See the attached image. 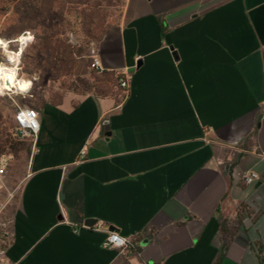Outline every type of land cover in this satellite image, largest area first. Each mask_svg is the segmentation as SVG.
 Instances as JSON below:
<instances>
[{"label": "crops", "instance_id": "0c3cea01", "mask_svg": "<svg viewBox=\"0 0 264 264\" xmlns=\"http://www.w3.org/2000/svg\"><path fill=\"white\" fill-rule=\"evenodd\" d=\"M123 1L91 57L128 87L36 107L0 181L2 261L264 264V0ZM112 229L135 251L103 248Z\"/></svg>", "mask_w": 264, "mask_h": 264}, {"label": "rangeland", "instance_id": "374dc122", "mask_svg": "<svg viewBox=\"0 0 264 264\" xmlns=\"http://www.w3.org/2000/svg\"><path fill=\"white\" fill-rule=\"evenodd\" d=\"M61 0H0V32L9 22V19L13 17L14 12L18 13H29L34 15L35 13L48 12V10L56 5ZM94 2L91 1L85 6H81L78 9V12H69L65 10L61 16L57 13H53L47 16V19L43 24H58V30L61 33V39L65 44L71 46L83 47L86 51L87 56L85 58V64L90 69V61L96 44L102 37V34L107 26H110L107 22H104L103 32L99 39H91L86 36L85 33V16L91 14L95 9ZM102 15L106 17H111L115 15L114 8L108 6L106 3H102L101 7ZM84 11V12H83ZM106 18V21L108 20ZM93 28L92 32L95 31V27L99 25V18L94 16L92 19ZM36 45V41L32 40L24 48L23 53L16 57L17 60V76L19 78L25 79V81L31 82V88L26 92H19L15 88L11 91L6 90L5 94L0 96V140H3L7 137H12L14 140H18L15 137L16 125L14 122V115L19 109H35L42 102L57 99L65 93V91H74L69 90L68 87L71 85L77 78L84 79L86 81H91L93 70L90 69V72L87 74V77L84 76L85 66H81V71L74 73L72 77H62L58 79H53L51 74L47 73L42 75L40 71L34 72L31 75L22 71V60L27 63L28 59H34L35 50L33 47ZM15 45H8V49L11 53H16L12 49ZM20 45L18 44V50ZM0 56L2 57V63L5 66L13 67V64L9 61L8 57L4 54L3 50L0 49ZM80 60V59H79ZM7 62V64H6ZM78 60L76 61V63ZM76 65V64H75ZM96 78L101 77V73L94 74ZM117 88L115 91L117 92ZM25 143H30L29 141H22ZM10 154L12 159L7 171L8 178L12 181L18 180V178L26 171L30 150L21 152V153H6Z\"/></svg>", "mask_w": 264, "mask_h": 264}, {"label": "trees", "instance_id": "16d2710c", "mask_svg": "<svg viewBox=\"0 0 264 264\" xmlns=\"http://www.w3.org/2000/svg\"><path fill=\"white\" fill-rule=\"evenodd\" d=\"M93 1L95 5L94 11L85 16V33L86 36L95 40L99 39L103 32L104 22L109 25H117L122 14L124 5L123 0H61L56 5L51 7L48 12L35 13L30 15L29 13L14 12L9 22L5 24L0 32V38L5 40H12L23 33H31L36 41V45L33 47L35 50L34 59H28L27 63L22 60V71L27 74L40 71L42 75L51 74L53 79L62 77H72L73 69L75 68L76 61L87 56L83 47L71 46L65 44L61 39V33L58 30V24H43L47 19V16L53 13H57L59 16L63 14L65 10L69 12H78L81 6H85ZM102 3H106L108 6L114 8L115 15L106 17L102 15L100 9ZM84 12V11H83ZM94 16L99 18V25L95 27V31L92 32ZM106 18L108 20L106 21ZM13 45V44H9ZM15 47L12 49L14 52L18 51V43H14ZM0 56V62H2ZM96 71L93 70L91 81L77 78L75 82L69 85L70 90H79L81 94L93 93L99 96H114L122 91L114 92L113 88L117 86L118 79L123 78L113 73L102 72L101 77H94ZM61 96L57 98V101H52V104H59ZM30 143L14 140L12 137H7L0 140V156L6 153H21L30 150Z\"/></svg>", "mask_w": 264, "mask_h": 264}, {"label": "built area", "instance_id": "2783aa9c", "mask_svg": "<svg viewBox=\"0 0 264 264\" xmlns=\"http://www.w3.org/2000/svg\"><path fill=\"white\" fill-rule=\"evenodd\" d=\"M90 69L96 71L97 73H102L101 63L97 56H94L91 58ZM117 87L118 89H121L122 91H125L127 89L128 82L125 79V77L118 79ZM119 97H122V96L120 95ZM32 112L37 114L35 118H32L29 115V113H32ZM21 113H24V115H20ZM14 122L16 125L15 137L21 141L26 140L31 143H34L40 131V122H39V116H38L37 111L31 108L19 109L14 115ZM84 154H85L84 151L80 152L79 160H82L84 158ZM11 159L12 157L10 154H2L0 156V181L6 174L7 169L10 165ZM257 179H258V176L255 173H249L248 175L244 177V183L250 184ZM0 212H1V208H0ZM87 228H91L95 231L102 230L101 227L99 226H92V227H87ZM113 234H116L122 238H125L126 243L124 245L116 246L115 242L110 241L109 239V237L112 236ZM103 248L116 250L119 255L126 256L129 253L135 251V244L130 239L123 237L117 233L107 232L106 238L103 242ZM3 257H4V251L0 249V264H8L7 262L2 261Z\"/></svg>", "mask_w": 264, "mask_h": 264}, {"label": "clouds", "instance_id": "9594fccd", "mask_svg": "<svg viewBox=\"0 0 264 264\" xmlns=\"http://www.w3.org/2000/svg\"><path fill=\"white\" fill-rule=\"evenodd\" d=\"M34 39L31 33H23L20 36L12 39L5 40L0 38V49L3 50L4 54L8 57L9 61L13 64V67H7L4 63L0 62V96L5 94V91H11L15 88L19 92H26L31 88L30 81L17 80V60L16 57L23 53L24 48L27 46L29 42ZM18 43L20 45L19 50L16 53H11L8 49L9 44ZM20 115H24L21 113ZM32 118L36 117V113H29ZM110 241L115 242L116 246L124 245L126 243V239L122 238L116 234H113L109 237Z\"/></svg>", "mask_w": 264, "mask_h": 264}, {"label": "water", "instance_id": "95a60500", "mask_svg": "<svg viewBox=\"0 0 264 264\" xmlns=\"http://www.w3.org/2000/svg\"><path fill=\"white\" fill-rule=\"evenodd\" d=\"M170 50L172 51L173 58H174V59H177V55H176V53L174 52V50H173L172 47H170ZM92 222H93V221L90 219V220H86L84 224H85V226H91V225H92ZM114 230H115V229H112V230H110V231L113 232Z\"/></svg>", "mask_w": 264, "mask_h": 264}, {"label": "bare ground", "instance_id": "6f19581e", "mask_svg": "<svg viewBox=\"0 0 264 264\" xmlns=\"http://www.w3.org/2000/svg\"><path fill=\"white\" fill-rule=\"evenodd\" d=\"M8 67V66H7ZM18 75V74H17ZM16 79L17 80H23V81H25V79H22V78H19L18 76H16Z\"/></svg>", "mask_w": 264, "mask_h": 264}]
</instances>
